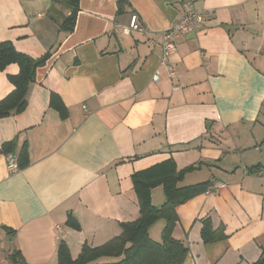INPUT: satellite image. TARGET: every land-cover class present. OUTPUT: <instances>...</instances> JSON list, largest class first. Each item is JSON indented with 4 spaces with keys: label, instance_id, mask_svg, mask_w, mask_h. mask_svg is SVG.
I'll return each mask as SVG.
<instances>
[{
    "label": "crops",
    "instance_id": "0c3cea01",
    "mask_svg": "<svg viewBox=\"0 0 264 264\" xmlns=\"http://www.w3.org/2000/svg\"><path fill=\"white\" fill-rule=\"evenodd\" d=\"M188 5L202 23L176 38L170 76L161 35ZM69 13L63 0H0V42L34 58L51 53L24 110L0 118V146L14 141L7 154L15 156L25 141L29 155L10 172L0 152V264H13L16 250V264H57L61 240L76 259L83 244L119 235L139 214L131 174L168 158L177 169L198 165L180 184L213 181L175 208L171 235L188 250L180 264L256 261L264 253V0H79L65 32L59 22ZM134 14L143 30L126 31ZM18 70H0V100ZM51 93L66 117L50 106ZM164 198L161 186L151 189L153 205ZM207 217L224 239L202 242ZM164 223L149 227L152 239L161 240Z\"/></svg>",
    "mask_w": 264,
    "mask_h": 264
},
{
    "label": "trees",
    "instance_id": "16d2710c",
    "mask_svg": "<svg viewBox=\"0 0 264 264\" xmlns=\"http://www.w3.org/2000/svg\"><path fill=\"white\" fill-rule=\"evenodd\" d=\"M63 2L70 7V13L62 17L59 27L65 32H70L74 28L79 0H63ZM50 55V52H45L34 58L16 50L10 41L0 42V70H4L10 63H16L19 67L16 74L7 77L13 85V89L0 100V118L24 110L29 86L35 82L36 69L43 66ZM50 106L57 109L61 117H66L67 110L54 93L50 95ZM14 145V141L4 142L0 146V152L10 153ZM14 157L18 170L28 165L29 155L25 141ZM196 168L198 165L177 169L174 160L168 158L133 172L131 182L139 207L138 217L132 221L121 223V233L102 245L90 247L83 244L76 259L71 258L67 245L61 240L57 246V264H87L102 257L113 258V260L96 264L182 263L188 250L182 241L171 235L177 221L175 208L194 196L211 189L213 185L210 178L195 183L180 184L185 173ZM256 171L255 168H247L249 173ZM155 186H161L165 196L159 206L153 205L151 201V189ZM160 218L164 219L165 223L161 231V240L156 241L150 237L149 227ZM66 223L79 228L77 222L70 216ZM200 237L206 244L222 240L226 234L222 226L213 227L210 218L207 217L201 220ZM18 256V250L11 254L13 264L17 263ZM250 264H264V253Z\"/></svg>",
    "mask_w": 264,
    "mask_h": 264
},
{
    "label": "built area",
    "instance_id": "2783aa9c",
    "mask_svg": "<svg viewBox=\"0 0 264 264\" xmlns=\"http://www.w3.org/2000/svg\"><path fill=\"white\" fill-rule=\"evenodd\" d=\"M202 13L193 9L189 5L182 14L181 18L176 20L168 29L164 30L161 35V49L162 55L160 58V63L166 66L169 75H173L172 65L167 61L168 58L176 50V38L182 34L191 31H196L199 29L202 23ZM127 30H143L142 26L138 23L137 15H132ZM153 79H158V72L156 71L153 75ZM6 166L10 172H14L17 169L16 159L13 155L7 154L5 156ZM244 172H247L245 169Z\"/></svg>",
    "mask_w": 264,
    "mask_h": 264
},
{
    "label": "rangeland",
    "instance_id": "374dc122",
    "mask_svg": "<svg viewBox=\"0 0 264 264\" xmlns=\"http://www.w3.org/2000/svg\"><path fill=\"white\" fill-rule=\"evenodd\" d=\"M9 243H11V242H9Z\"/></svg>",
    "mask_w": 264,
    "mask_h": 264
}]
</instances>
